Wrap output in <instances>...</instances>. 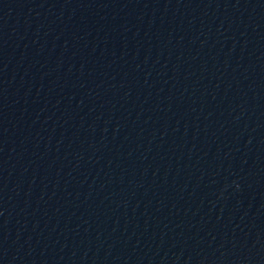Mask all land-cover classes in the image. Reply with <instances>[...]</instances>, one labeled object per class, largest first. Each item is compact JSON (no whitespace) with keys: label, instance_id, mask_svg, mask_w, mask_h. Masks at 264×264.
<instances>
[{"label":"water","instance_id":"obj_1","mask_svg":"<svg viewBox=\"0 0 264 264\" xmlns=\"http://www.w3.org/2000/svg\"><path fill=\"white\" fill-rule=\"evenodd\" d=\"M0 264H264V0H0Z\"/></svg>","mask_w":264,"mask_h":264}]
</instances>
